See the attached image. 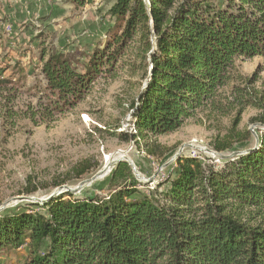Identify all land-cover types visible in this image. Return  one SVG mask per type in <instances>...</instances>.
I'll list each match as a JSON object with an SVG mask.
<instances>
[{"label": "trees", "instance_id": "1", "mask_svg": "<svg viewBox=\"0 0 264 264\" xmlns=\"http://www.w3.org/2000/svg\"><path fill=\"white\" fill-rule=\"evenodd\" d=\"M108 15L103 44L89 48L83 64L69 53L40 51L43 88L28 85L38 89L36 103L20 104L22 67L7 76L0 69L2 138L20 120L38 126L74 108L137 39L149 62L131 103L135 134H115L124 141L167 134L196 108L217 106L214 96L233 78L236 60L264 56V0H115ZM234 91L241 107L256 105L245 88ZM247 149L220 168L179 155L175 175L153 188L120 160L105 194L62 191L31 202L36 212L1 211L0 251L23 248L22 264H264V129ZM89 169L81 161L74 175ZM244 209L250 219L241 218Z\"/></svg>", "mask_w": 264, "mask_h": 264}, {"label": "rangeland", "instance_id": "2", "mask_svg": "<svg viewBox=\"0 0 264 264\" xmlns=\"http://www.w3.org/2000/svg\"><path fill=\"white\" fill-rule=\"evenodd\" d=\"M114 1L77 5L70 0H0V69L7 76L17 65L22 67L26 86L20 89V104L36 103L39 96L38 89L28 85L37 82L43 88L40 51L69 53L77 65L83 64L88 49L103 44L113 23L108 12ZM141 42L131 43L113 70L98 78L74 108L38 126L20 120L8 136H0V212L39 211L30 203L67 189L77 198L105 194V180L116 163L112 160L132 162L138 180L153 188L175 175L179 155L196 156L220 168L223 159L254 145L257 131L264 129V56L260 55L237 59L233 78L214 96L217 106L205 103L196 108L176 130L128 141L118 138L119 131L135 134L131 103L146 82L149 62ZM236 87L245 88L256 105L241 107ZM226 143L231 146L216 150V145ZM84 160L90 169L75 177L76 166ZM240 212L242 219L252 216L248 209ZM23 257V248L9 247L0 251V264H22Z\"/></svg>", "mask_w": 264, "mask_h": 264}, {"label": "water", "instance_id": "3", "mask_svg": "<svg viewBox=\"0 0 264 264\" xmlns=\"http://www.w3.org/2000/svg\"><path fill=\"white\" fill-rule=\"evenodd\" d=\"M248 150H249V149H247L246 151H248ZM246 151H244V152H246ZM120 160H122V159H116V160H112V161H110V162H113V161L118 162V161H120ZM127 162H129V161H127ZM109 164H110V163H108V164L105 166V169H108V165H109ZM129 165L132 167L133 171L135 172V167L133 166L132 162H129ZM96 176H98V174L95 175L94 177H92L91 179L87 180V181L81 182L80 185H82V184L85 183V182H89V181L93 180ZM66 191H70V190L67 189ZM53 195H56V194H51V195H49L46 199H41L40 202H43V201L47 200L48 198L52 197ZM22 198H24V197H19V199H22Z\"/></svg>", "mask_w": 264, "mask_h": 264}]
</instances>
